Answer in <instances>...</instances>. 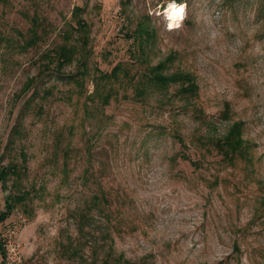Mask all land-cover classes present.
<instances>
[{
    "label": "rangeland",
    "instance_id": "1",
    "mask_svg": "<svg viewBox=\"0 0 264 264\" xmlns=\"http://www.w3.org/2000/svg\"><path fill=\"white\" fill-rule=\"evenodd\" d=\"M168 57L196 95L141 76ZM239 120L253 164L213 145ZM0 169L6 264H264V0H0Z\"/></svg>",
    "mask_w": 264,
    "mask_h": 264
},
{
    "label": "trees",
    "instance_id": "2",
    "mask_svg": "<svg viewBox=\"0 0 264 264\" xmlns=\"http://www.w3.org/2000/svg\"><path fill=\"white\" fill-rule=\"evenodd\" d=\"M149 20V17H147ZM75 25H70L76 30H83L85 27V23L81 20H76ZM155 29L151 28L147 25L146 22L141 21L138 23L136 29L132 33V37L135 39L134 43L138 45L139 50H137L134 57L137 58L138 61L144 63L145 57L144 52L146 48V44L153 39L155 36ZM86 37V36H85ZM70 39L69 37H67ZM58 56V66H64L67 63H71L74 57L75 52H77V48L75 46L62 45L59 49H56ZM170 62L169 57L159 62L154 66H145L146 70L141 76H145L146 81H150L152 83L168 87L170 84H179V92L183 95H187L189 97L196 95L198 92V85L196 84L193 75L187 72L178 71L175 73H168V63ZM119 67H116L112 75L117 73ZM140 76V77H141ZM141 86H137V95L139 97L146 96V84L141 82ZM244 130V121H235L229 128L226 135L217 139L215 142L213 141V145L215 149L218 150L219 154L222 155V159L225 161H229L230 163L245 161L247 164H253L250 157V150L252 149L253 144L246 138L243 137ZM5 169H0V179L5 182ZM3 182V186L4 183ZM5 187V186H4ZM264 189V187H263ZM23 196H12L8 197L5 202V209L0 210V221H3L10 212L15 208L16 204H19L23 201ZM264 203V199L262 201ZM5 244L0 240V253L2 255V262L6 264L7 252L5 249ZM107 264H111L107 262ZM116 264H133L129 260H125L121 258Z\"/></svg>",
    "mask_w": 264,
    "mask_h": 264
},
{
    "label": "clouds",
    "instance_id": "3",
    "mask_svg": "<svg viewBox=\"0 0 264 264\" xmlns=\"http://www.w3.org/2000/svg\"><path fill=\"white\" fill-rule=\"evenodd\" d=\"M171 10L169 19L172 21L170 27L178 28L180 26V21L184 19V6H177L175 3L169 5Z\"/></svg>",
    "mask_w": 264,
    "mask_h": 264
},
{
    "label": "bare ground",
    "instance_id": "4",
    "mask_svg": "<svg viewBox=\"0 0 264 264\" xmlns=\"http://www.w3.org/2000/svg\"><path fill=\"white\" fill-rule=\"evenodd\" d=\"M173 3H175L177 6H184V14H183V16L185 15V13H186V4H184L183 2H181V3H178V2H176V1H172V2H170L168 5H167V7H166V13L168 14V17H169V15H170V12H171V10H170V8H169V5H171V4H173ZM181 22V21H180ZM169 24L171 25L172 24V21L169 19ZM171 28H173V27H171Z\"/></svg>",
    "mask_w": 264,
    "mask_h": 264
},
{
    "label": "built area",
    "instance_id": "5",
    "mask_svg": "<svg viewBox=\"0 0 264 264\" xmlns=\"http://www.w3.org/2000/svg\"><path fill=\"white\" fill-rule=\"evenodd\" d=\"M0 208H1V205H0ZM1 210V209H0Z\"/></svg>",
    "mask_w": 264,
    "mask_h": 264
}]
</instances>
